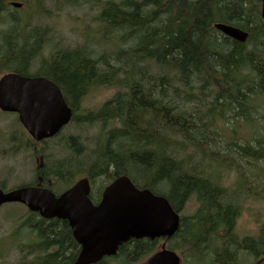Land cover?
<instances>
[{
    "label": "trees",
    "instance_id": "1",
    "mask_svg": "<svg viewBox=\"0 0 264 264\" xmlns=\"http://www.w3.org/2000/svg\"><path fill=\"white\" fill-rule=\"evenodd\" d=\"M3 11L0 0V14ZM101 21L116 40L113 64L111 56L103 54L98 60L85 47L59 49L50 65L37 73L52 77L62 87L78 115L76 122L103 123L86 175L91 180L104 175L110 182L127 174L137 186L167 196L182 219L167 245L179 253L183 264H264V226L256 235L241 236L237 229L241 197L248 193L264 199V183L259 189L244 176L234 188L225 184L229 171H239L242 160L255 165L264 162V123L250 141L234 143L237 159L228 163L224 164L213 140L219 130L217 121L228 114L252 125L254 102L262 101L264 110V40L258 33L259 29L264 32V22L258 1L123 0L109 3ZM216 21L250 31L248 41L240 43L222 35L213 27ZM37 43L36 49L29 50L30 42L13 40L12 51L1 57L8 60L6 69L30 74L43 45ZM150 63L155 64L152 74L146 67ZM104 83L123 88L99 111L80 118L78 111L88 89ZM173 97L198 102L199 107L190 111ZM202 101L207 107H201ZM47 173L45 177L51 175ZM192 197L197 201L194 212L183 213ZM23 213L28 216L23 225L36 233L39 242L24 249L26 256L19 264L76 260L80 245L67 221L46 220L14 204L13 216ZM161 242L132 239L115 256L95 264H140ZM51 247L56 248L47 252Z\"/></svg>",
    "mask_w": 264,
    "mask_h": 264
},
{
    "label": "water",
    "instance_id": "2",
    "mask_svg": "<svg viewBox=\"0 0 264 264\" xmlns=\"http://www.w3.org/2000/svg\"><path fill=\"white\" fill-rule=\"evenodd\" d=\"M215 27L242 43L249 37V32L226 23L217 22ZM0 107L18 111L21 121L37 140L54 136L73 115L52 81L16 73L0 79ZM89 193L86 178L60 196L45 188L23 187L8 193L0 189V205L21 202L44 218L67 220L75 240L81 244L73 264L97 263L105 256L115 255L132 237H171L180 227V216L168 200L149 190L140 191L127 176L110 184L97 205L90 200ZM180 262L179 255L164 244L145 264Z\"/></svg>",
    "mask_w": 264,
    "mask_h": 264
},
{
    "label": "rangeland",
    "instance_id": "3",
    "mask_svg": "<svg viewBox=\"0 0 264 264\" xmlns=\"http://www.w3.org/2000/svg\"><path fill=\"white\" fill-rule=\"evenodd\" d=\"M22 1L25 2L26 10H21V12L14 8H10V10L14 13V16L21 17L28 22L31 29H39L40 31L48 29L51 33V40L54 43L67 48L87 47L91 51L92 56L98 58V60L103 54H107L111 56L110 61L114 63L112 56L116 46L114 45V38L112 40L113 35L111 32L107 33L104 26L96 21L103 3L107 0H77L75 4H70L66 0ZM27 10L29 11L27 12ZM258 33L260 38L264 39L263 30L259 29ZM17 40L20 41L19 39L14 41L17 42ZM1 48L5 47L2 46ZM4 50L7 51L6 48ZM42 55H47L46 49ZM39 61L40 57L32 66V71L38 69ZM99 63L102 64L101 61ZM152 70H155V68H152ZM121 88L123 87H115L111 84L94 85L85 96L83 105L85 108L96 111ZM254 105L253 123L259 124L256 118L258 117L261 121L263 102L256 100ZM232 120L228 125L222 126L224 133L230 136L233 135V130H235L237 133L236 137L241 143L249 140V136L253 132V128L250 126L251 123L240 117L237 120ZM17 124V118L13 113L0 110V184L4 183L9 187L32 181L34 179L35 164H37L31 149H22L19 153L13 152L12 173L9 141L12 131L21 130ZM99 129L100 124L76 125L73 123L68 126L59 137L43 144L48 155V165L54 169L60 163L65 162V168L73 170V166L78 163L79 169L77 172L82 173V163H84L83 166L85 168L91 164L92 150L95 147L94 138L98 134ZM245 133H249V136L246 137ZM71 136H80V140L84 145L81 147V151H84L83 154L78 156L73 154L67 145V139ZM240 164L239 171L234 169L230 171L225 179V184L234 188L238 184L239 178L246 176L250 182L262 189L261 185L264 183V162H259V164L255 165L249 160H242ZM79 173H76L74 177L76 178ZM70 179L71 176L64 182L56 183L55 187L58 190L65 188L68 186L66 182ZM100 182L101 179L98 180V183ZM240 202L242 204V213L237 221L238 232L241 236L256 235L259 227L264 226V199L245 193L241 197ZM194 210L195 203L192 200L183 213H193ZM12 212L13 205L3 206L0 216V243L7 244V250L6 253H2L0 256V264H16L20 256V246L33 242V238L28 237L26 239L24 237L19 229L20 221L16 216L13 217V214L10 215ZM10 239H13V242L10 243Z\"/></svg>",
    "mask_w": 264,
    "mask_h": 264
},
{
    "label": "flooded vegetation",
    "instance_id": "4",
    "mask_svg": "<svg viewBox=\"0 0 264 264\" xmlns=\"http://www.w3.org/2000/svg\"><path fill=\"white\" fill-rule=\"evenodd\" d=\"M1 36H4V37L2 38ZM8 38H10V42H11L9 43L10 44L9 47L13 49V17L3 15V19L0 20V40L7 41ZM3 47L6 48L5 45ZM11 155L13 157V147L11 150ZM12 172H13V164H12Z\"/></svg>",
    "mask_w": 264,
    "mask_h": 264
},
{
    "label": "bare ground",
    "instance_id": "5",
    "mask_svg": "<svg viewBox=\"0 0 264 264\" xmlns=\"http://www.w3.org/2000/svg\"><path fill=\"white\" fill-rule=\"evenodd\" d=\"M101 85V84H100ZM108 120V119H107ZM235 225V224H234ZM210 258V257H209Z\"/></svg>",
    "mask_w": 264,
    "mask_h": 264
}]
</instances>
